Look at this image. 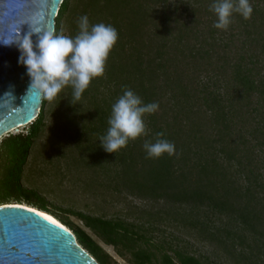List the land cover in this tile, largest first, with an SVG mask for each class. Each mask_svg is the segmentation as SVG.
<instances>
[{
  "label": "trees",
  "instance_id": "1",
  "mask_svg": "<svg viewBox=\"0 0 264 264\" xmlns=\"http://www.w3.org/2000/svg\"><path fill=\"white\" fill-rule=\"evenodd\" d=\"M73 1L63 0L61 3L55 22L56 34H60L63 20L70 10L74 11ZM78 2L81 7L79 17L87 15L90 25L101 22L111 24L118 32L117 42L105 62L104 74L93 78L81 96H94L92 89L100 86L110 92V99L105 102L107 108L103 112L104 116L99 118L101 126L98 127L103 130L99 132L106 134L109 127L106 117L111 114L112 104L123 94L124 85H128V81L123 78L126 67L136 73L134 93L141 97L143 103H149L150 93L153 92L143 81L145 75L141 70L142 58L139 49V45L144 42L136 31L140 21L144 22L146 17L154 14L153 16L158 18L154 27L159 41L155 54L146 59V67L143 70L148 74V80L153 76L160 77L161 86L177 88L182 99L179 98L181 102H178L177 96L174 104L179 107L178 111L187 112L184 119L189 129L188 136L197 146L193 150V157L188 156L192 151L190 146L188 147L187 156L183 159L186 158L187 162L191 160L192 163L188 164L187 170H181L180 176L191 173L192 169L196 170L198 180L207 178L209 174H216L218 181L211 183H218L223 190L222 198L211 196L198 187L191 191H182V196L172 191L170 196H173L174 200H211L208 204L219 212L226 210L227 203L215 200H228L226 193L230 190L239 192L246 200H264V0H250L253 8L250 19H244L234 12L226 30L214 27L217 17L209 10L214 0ZM201 13L208 16L205 23L195 19V16ZM78 32L79 29H75L70 36L75 37ZM186 33L194 35L193 43L183 42ZM246 39L249 40L248 43L256 44H246ZM235 40H240L241 44H230ZM167 47H174L180 53L165 57L163 49ZM181 54L187 58L183 73L177 63V56ZM196 59L203 61L196 63ZM190 70L195 71L192 72V83L190 79H184L188 78ZM189 82L191 85L195 84L191 92ZM68 87L72 91L71 86ZM46 100L43 96L39 114L30 123L26 133L8 134L0 141V171L5 191L12 190L26 201L25 204L50 213L45 200L35 191L24 189L20 183L23 165L44 120ZM149 117L150 123L155 126L153 116ZM169 130L170 126L164 129L153 128L155 141L158 139L157 133L164 134L160 139L168 140L170 137L173 141L178 133ZM208 130H211L213 136H210ZM153 159L147 173L158 182L164 174L169 173V156L165 153ZM120 162L125 165L124 159L120 158ZM237 180H240V186ZM174 186L175 183L170 180V187ZM73 213L82 220L86 228L104 243L112 245L130 264H155L156 253L153 247L161 249V264H203L198 257L179 249H173V254L168 253L164 245L157 244L147 237L141 230V224L137 222L82 212ZM245 216L242 215L243 222ZM64 221V225L73 228L78 243L100 264H111L110 255L87 230L69 220ZM228 232V239L231 238L233 242L239 239L241 242L236 230ZM168 248L170 249V246Z\"/></svg>",
  "mask_w": 264,
  "mask_h": 264
},
{
  "label": "rangeland",
  "instance_id": "2",
  "mask_svg": "<svg viewBox=\"0 0 264 264\" xmlns=\"http://www.w3.org/2000/svg\"><path fill=\"white\" fill-rule=\"evenodd\" d=\"M72 5L77 7L74 6V11L70 10L64 18L60 32L66 36L79 29L77 21L81 7L78 0H74ZM153 15L146 17L144 22L140 21L136 31L144 42L139 45V49L142 58L141 70L145 75L143 81L153 92L150 93L149 103L155 102L159 105L157 111L143 117L147 135L130 140L126 147L116 153L105 152L98 140L99 134L102 135L100 132L103 131L99 128V118L104 116L103 112L107 108L105 102L110 99V92L100 86L92 89L94 96L88 94L72 104V91L66 86L55 99H47L44 104V120L23 165L21 186L41 196L47 203L49 212L62 223L69 220L87 230L110 255L111 264L130 263L112 245L104 243L86 228L73 212L137 222L141 224L142 232L153 242L164 245L168 253L173 254V249H179L198 257L203 264H264V200H246L239 192L230 190L226 193L228 200H215L227 203L226 210L219 212L210 207L208 202L211 200H174L170 196L172 191L182 196V191H191L198 187L211 196L222 198L223 190L218 183H211L218 181L216 174H209L207 178L198 180L196 170L192 169L191 173L186 171V175L180 176L181 170H187L188 164L192 163L191 160L187 162L186 158V161L183 159L187 156V149H192L188 156L193 157V150L197 146L188 136L189 129L184 119L187 112L178 111L179 107L174 104L177 96L180 98L177 88L161 86L160 77L153 76L148 80V74L143 70L146 59L155 54L159 41L154 27L158 18ZM207 18L205 13L195 16L202 23ZM202 23L201 27L204 26ZM185 35L183 42L193 43L194 35ZM187 37L189 38L186 39ZM248 42L246 39V44H256ZM230 44H241V41L235 40ZM178 52L174 47L163 49L165 57ZM186 59L182 54L177 56L182 73L187 66ZM195 61L199 63L203 60ZM192 72L195 71L190 70L188 78L184 77L185 80L188 79L186 81L190 79L191 83ZM123 78L128 81V85L124 86L134 92L136 73L126 67ZM191 83L190 92L195 85ZM180 99L178 102H181ZM151 115L155 126L149 121ZM108 118L107 116L106 120ZM166 126H170L169 132L178 133L173 141L170 137L167 140L175 145V154H167L169 173L155 182L147 173L154 159L146 156L143 144L145 140L155 142L153 128L164 129ZM29 128L30 123L8 134L26 133ZM208 133L213 136L211 130ZM120 158L124 159L125 165L120 162ZM2 177L0 171V204L26 203L16 192L3 189ZM170 180L175 183L173 188L170 187ZM240 183L239 180L237 184L240 186ZM242 215H246L244 222ZM67 227L73 231L71 226ZM232 229L237 231L241 242L239 239L236 242L228 239V230ZM152 249L156 253L155 264H161V249Z\"/></svg>",
  "mask_w": 264,
  "mask_h": 264
},
{
  "label": "clouds",
  "instance_id": "3",
  "mask_svg": "<svg viewBox=\"0 0 264 264\" xmlns=\"http://www.w3.org/2000/svg\"><path fill=\"white\" fill-rule=\"evenodd\" d=\"M209 10L217 17L214 27L223 30L228 28L234 12L244 19H250L253 12L250 0H214ZM77 24L79 32L75 37L43 31L28 24L30 30L23 35L19 27L13 33L14 38L0 39L5 46L15 44L18 48V63L26 67L30 77L29 91L38 89L51 101L66 86H71L70 103L75 104L91 80L104 74L105 62L118 39L116 28L103 22L90 25L87 15L79 17ZM158 107L155 102L143 103L141 97L125 86L123 94L111 106L109 127L106 134L98 138L100 146L105 152L116 153L130 140L147 135L143 117L154 113ZM163 135L157 133L155 142L145 140L143 148L148 158L175 154V145L159 138Z\"/></svg>",
  "mask_w": 264,
  "mask_h": 264
},
{
  "label": "water",
  "instance_id": "4",
  "mask_svg": "<svg viewBox=\"0 0 264 264\" xmlns=\"http://www.w3.org/2000/svg\"><path fill=\"white\" fill-rule=\"evenodd\" d=\"M63 0H0V39H12L29 25L54 31ZM33 41L36 35L32 36ZM15 44L0 43V139L39 114L43 93L29 91L30 77L18 63ZM8 93L7 95H5ZM76 238V236H75ZM0 264H100L63 225L38 208L15 203L0 204Z\"/></svg>",
  "mask_w": 264,
  "mask_h": 264
},
{
  "label": "bare ground",
  "instance_id": "5",
  "mask_svg": "<svg viewBox=\"0 0 264 264\" xmlns=\"http://www.w3.org/2000/svg\"><path fill=\"white\" fill-rule=\"evenodd\" d=\"M9 203H15V202H9ZM21 204L28 205V204H25V203H21ZM28 206H31V205H28ZM40 211H41V210H40ZM41 212H42L44 215H46L48 218H50V219H52V220L58 222L59 224L63 225L64 228H66V230L70 233V235L76 240L73 231H72L69 227H67L66 225H64L63 223H61V221H60L59 219H57L54 215H52V214H50V213H47L46 211H45V212H44V211H41Z\"/></svg>",
  "mask_w": 264,
  "mask_h": 264
}]
</instances>
